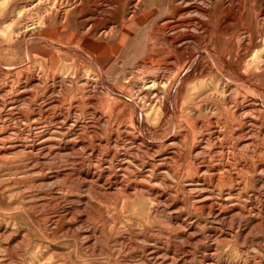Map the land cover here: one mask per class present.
<instances>
[{"label": "rangeland", "instance_id": "rangeland-1", "mask_svg": "<svg viewBox=\"0 0 264 264\" xmlns=\"http://www.w3.org/2000/svg\"><path fill=\"white\" fill-rule=\"evenodd\" d=\"M98 1L46 0L42 7L40 0H0V264H264V173L257 165L264 161L260 42L238 59L243 37L217 38L210 51L224 59L221 72L207 54L196 53L177 74L174 49L160 45V28L151 39L146 34L177 0H144L147 9L134 20L128 16L140 0ZM39 22V29L27 30ZM241 27L256 25L248 17L233 29ZM150 61L168 63L151 67ZM165 76L172 80L157 123L151 111L155 92L148 86ZM225 100L252 107L244 119L251 122L235 127L233 136L223 118L235 105ZM197 121L217 122L223 130L222 148L206 155H223L212 163L219 170L204 166L194 176L195 169L184 167L189 144L181 147L185 162H158L168 156L163 147ZM238 134L245 135L242 143ZM40 140L51 144L39 148ZM155 152L162 167L152 170ZM124 155L147 165H132L141 169L138 181L143 174L167 197L159 201L152 190L99 183L110 169L118 172ZM198 189L223 203L222 215L200 207ZM233 209L242 213L232 215Z\"/></svg>", "mask_w": 264, "mask_h": 264}, {"label": "bare ground", "instance_id": "bare-ground-1", "mask_svg": "<svg viewBox=\"0 0 264 264\" xmlns=\"http://www.w3.org/2000/svg\"><path fill=\"white\" fill-rule=\"evenodd\" d=\"M62 1V0H61ZM65 1V0H64ZM100 2H105V0H99ZM98 1V2H99ZM46 0H40V2H36L38 5L42 6L45 5L43 3H45ZM58 2V1H57ZM88 2V1H87ZM86 2V3H87ZM113 2V0H112ZM47 3V2H46ZM51 3V2H50ZM60 3V2H59ZM68 3V2H67ZM66 3V4H67ZM95 3V2H94ZM97 3V2H96ZM106 3V2H105ZM110 3V2H109ZM108 3V4H109ZM135 3V2H134ZM43 4V5H41ZM49 3H47L48 5ZM54 4H56L54 2ZM69 4V3H68ZM64 5V3H63ZM70 5V4H69ZM97 5V4H96ZM116 5V4H115ZM128 5V4H127ZM37 6V5H36ZM35 6V8H36ZM58 6V5H57ZM145 6V7H144ZM41 7V8H42ZM47 7V6H46ZM51 7V6H49ZM95 7V6H94ZM100 7V6H98ZM104 7V6H103ZM116 7V6H115ZM37 9V8H36ZM35 9V11H36ZM48 9V8H47ZM79 9V8H78ZM84 9V8H83ZM92 9V8H91ZM99 9V8H98ZM106 9V8H105ZM112 9V8H111ZM110 9V10H111ZM147 9V4L145 3L144 0H140L138 3L136 2V4L133 6L132 8V14L130 17V20H134L136 19V17L138 16L139 13H141L143 10ZM34 10V9H33ZM90 10V9H89ZM103 10V9H102ZM109 10V8H108ZM109 10V11H110ZM42 11V10H41ZM113 11V10H112ZM118 12V10H115V12ZM126 11V10H125ZM72 12V11H71ZM98 12V10H97ZM107 12V11H106ZM101 13V11H100ZM111 13V12H110ZM94 14V13H93ZM106 13H102V14H98V19L101 21V23L104 22V20H106ZM113 14V13H112ZM117 14V13H116ZM123 14V13H122ZM58 15V14H57ZM115 16V15H114ZM48 17V16H47ZM97 17V16H96ZM248 17H250V19L252 21L255 22V29H249L247 27H241L238 29H233L234 28V24L236 22L239 21H246L248 19ZM253 17V18H252ZM93 19H95L93 17ZM92 19V20H93ZM115 19V18H114ZM123 19V18H122ZM129 19V18H128ZM158 21L155 23V25L153 24L150 28L146 29V34L148 39H151L150 37H152L153 35H155V31L157 28L159 29V33H157V35H160V37H162L164 39V43H159L160 45H162L163 47H170L173 48L175 53H173L172 59L175 60V65L174 68L176 70V73L179 74L181 71V67H182V63H185L187 61V59L192 58L196 53L197 54H207V56L209 58L212 59L214 65L219 69V71L221 72L223 70V68H225V61L224 59H222V56L219 58V60H217L214 55L211 53L210 49L213 47V42L214 40H216L217 38H221L223 36L226 35H230L232 37H236L237 35H240L243 37V41H242V47L241 50L237 53V58L241 59L243 58L250 50L251 48H253V46H258V42H260V46L263 48L264 51V0H177V2L175 4H171L170 7L168 9H166L164 12H161L159 18H157ZM44 20V19H43ZM42 20V22H43ZM96 20V19H95ZM94 20V21H95ZM244 20V21H243ZM89 21V20H88ZM87 21V22H88ZM99 21V22H100ZM121 21V20H120ZM129 21V20H128ZM156 21V20H155ZM169 21V22H167ZM90 22V21H89ZM100 23V24H101ZM111 23V22H110ZM115 23V22H114ZM122 23V21L120 22V24ZM40 24V22H39ZM44 24V23H43ZM42 23L36 27H31L30 29H27L28 31L34 30L36 28L39 29V27H41L43 25ZM67 24V23H66ZM106 24V23H105ZM37 25V24H35ZM109 25V24H108ZM107 27V26H105ZM100 28V27H99ZM105 29V28H104ZM115 29V27H114ZM118 30V29H117ZM116 31V30H115ZM119 31V30H118ZM33 32V31H32ZM104 32V31H103ZM101 32V33H103ZM108 32V31H107ZM114 32V30H113ZM144 32V31H143ZM100 33V31H99ZM109 33V32H108ZM83 34V33H81ZM145 34V35H146ZM101 35V34H100ZM110 35V34H109ZM113 36V35H112ZM104 37V36H103ZM111 37V36H110ZM102 38V36H101ZM107 38V37H106ZM238 39V38H237ZM258 39H260L258 41ZM246 41H249V43H246ZM104 42V41H103ZM108 42V41H107ZM237 43V42H236ZM150 44V43H149ZM156 44V43H155ZM158 44V45H159ZM252 46V47H251ZM166 49V48H165ZM169 50V49H168ZM170 51V50H169ZM234 52V51H233ZM168 53V52H166ZM224 53V52H223ZM227 53V52H226ZM171 54V53H170ZM222 55V54H221ZM159 56V55H158ZM225 56V55H224ZM256 56V54H255ZM264 56V55H263ZM262 56V57H263ZM155 57V56H154ZM261 57V56H260ZM93 61V60H92ZM264 61V60H263ZM147 62V61H146ZM167 61H150L148 64V66L151 67H160V65H165L167 64ZM144 65V64H143ZM147 67V66H146ZM166 68V66H165ZM169 68V67H167ZM173 70V69H172ZM172 72V71H171ZM218 72V73H220ZM164 73V72H163ZM169 73V72H168ZM158 74V73H157ZM161 74V73H160ZM159 75V74H158ZM162 75V74H161ZM179 76V75H178ZM157 77V76H156ZM160 77V75H159ZM164 77V76H163ZM166 77V76H165ZM168 77V76H167ZM166 77V78H167ZM224 77V76H223ZM158 79V77L156 78ZM164 79V78H163ZM172 80V78H167L165 80H161V81H154L153 86H148V90H153L155 92V99L152 106L151 111L153 112V114H156V121L157 123L160 122L159 120V116L160 113H163V103H164V98H165V91L167 89V87L169 86L170 81ZM228 80V79H227ZM149 83V82H148ZM152 83V81H151ZM148 85V84H147ZM238 86V85H237ZM176 87V86H175ZM147 88V87H146ZM174 89V88H173ZM195 89V88H194ZM226 89V87H225ZM145 90V89H144ZM169 90V89H168ZM178 91V87L175 91V93L177 94ZM152 92V93H154ZM151 93V95H152ZM148 94V93H147ZM167 94V93H166ZM255 96H252V98ZM232 98V97H231ZM232 100V99H231ZM231 100H225V103L227 106L230 105H235L234 109H226V116L225 119L226 120V126H227V130L228 133L233 136L235 134V127L238 128H242V126L249 124L251 121L248 120L247 122L244 121V119H248L247 118V112L252 109V107H248L246 108L243 103H237V102H232ZM175 101V100H174ZM224 101V100H223ZM142 102V101H141ZM151 106V105H150ZM156 106L159 107V109L156 108ZM151 108V107H150ZM95 112V111H94ZM243 113V114H241ZM254 114V113H253ZM250 119V118H249ZM197 120V119H196ZM110 122H106L107 125H109ZM187 123V122H186ZM202 125L201 127H198V125ZM217 122L213 123V124H205L202 123L200 121H197V123L192 124V127H188L186 128V130L183 129V131H181V135L178 137V139L175 140L174 143L171 142V144L165 145L163 147L164 152H169L167 158L164 161H158L161 162V164H165V166H170L172 163H177V160L183 161L185 162L186 160L184 159L183 155L184 152L181 151V147H184L187 145L188 151H189V157H188V161L187 164L184 166L186 168H193L196 170L197 175L194 176H199V174L201 172H203V167H205V170L208 168L210 169L209 171H218L219 167L214 166L212 163L215 162V160L217 158H221L223 155H218L216 154V156L214 157H207V153H210V149H215V150H220L222 148L223 145V139H220V137L222 136V128L217 127ZM96 126V125H95ZM250 127V126H249ZM96 128V127H95ZM254 128V127H252ZM197 130L200 131V133L202 132H207L208 135L205 137H202L200 135V133L197 132ZM252 130V129H251ZM97 131V130H96ZM245 131V130H244ZM254 131V129H253ZM250 132V131H249ZM246 132V133H249ZM94 133V132H93ZM245 133V134H246ZM199 134V135H198ZM251 134V133H250ZM117 135V133H116ZM236 135V134H235ZM239 135V134H238ZM46 136V135H45ZM95 136V135H94ZM112 136V135H111ZM226 136V135H225ZM245 136V135H244ZM243 135L241 136V134L239 135V138L237 139V141H241V143L243 142V139L245 138ZM249 136V135H248ZM248 136L246 138H248ZM252 136V135H251ZM53 137V136H52ZM116 140L112 143H116L117 140L120 139V136H116ZM224 137V136H223ZM75 138V137H74ZM99 138V137H98ZM101 138V137H100ZM127 138V137H126ZM250 138V137H249ZM253 138V137H252ZM251 139V138H250ZM248 139V140H250ZM113 141V139H110ZM246 140V141H248ZM254 140V139H252ZM41 141V140H40ZM99 141V140H98ZM103 141V140H102ZM121 141V140H120ZM178 141V142H176ZM252 142V141H251ZM254 142V141H253ZM53 143V142H52ZM85 143V142H84ZM107 145L111 146V143L109 140H107L105 142ZM143 143V142H142ZM141 143V144H142ZM146 143V142H145ZM38 144V143H37ZM36 144V145H37ZM40 145L38 146L39 148H45V146H47L48 144H51V142H47L46 140L41 141L39 143ZM86 144V143H85ZM101 144V141L100 143ZM98 144V145H99ZM105 144V145H106ZM189 144V145H188ZM240 144V142H239ZM244 144V143H243ZM34 145V144H33ZM54 145V144H53ZM147 145V144H146ZM247 145V144H246ZM254 145V144H253ZM12 146V145H11ZM19 146V145H18ZM100 146V145H99ZM241 146V145H240ZM252 146V145H251ZM48 147V146H47ZM86 147V146H85ZM98 147V146H97ZM221 147V148H220ZM101 148V147H100ZM186 148V149H187ZM21 149V148H20ZM24 150V149H23ZM33 150V149H32ZM58 150V149H57ZM224 150V149H223ZM12 151V150H11ZM35 151V150H34ZM60 151V150H58ZM127 150H125L126 152ZM10 152V151H9ZM160 152V151H159ZM159 152H155L154 155H152V157L154 158L153 160V164L150 165L149 167L152 170H156L161 168L162 166L159 164H157L158 162L155 161V157L158 156ZM259 152V151H258ZM261 152V151H260ZM259 152V153H260ZM127 153V152H126ZM152 154V153H151ZM150 154V156H151ZM220 154V153H218ZM257 154V153H256ZM118 155V153H114V156ZM264 155V154H262ZM123 161L122 163H120V165L118 166L117 171L118 172H111L112 170L110 169V173L108 178L101 180V178L99 177L98 179H100L99 183H102L103 186L107 187V189H117V188H122L124 187L125 190H137L139 189L140 191H144L145 189H147L148 191L152 190L153 193H155L157 199L160 201V199H163L165 196L167 197V191H160V187H152L149 186L147 180L145 177H143L141 175L140 181H138V174H140L139 169H137L136 167H141L142 169L146 166L143 165V163L141 165H139V161H138V157H136L135 155L133 156H128V155H124L123 156ZM263 157V156H262ZM261 157V158H262ZM142 158V157H141ZM144 158V157H143ZM258 156L256 161L258 160ZM144 160V159H143ZM148 160V159H147ZM150 162V160H148ZM152 161V160H151ZM217 161V160H216ZM223 161V160H222ZM258 162V168L261 169V172L264 173V161L263 162ZM179 163V162H178ZM227 163V162H226ZM255 163V162H254ZM147 164V163H146ZM150 164V163H149ZM132 165H137L135 168H132ZM249 165V164H248ZM161 166V167H160ZM221 166V165H220ZM245 166V165H244ZM166 167V168H167ZM225 167V166H224ZM222 166V168H224ZM165 168V167H163ZM165 168V169H166ZM221 168V169H222ZM248 168V167H247ZM256 168V167H255ZM254 168V169H255ZM207 169V170H208ZM108 170V169H107ZM141 170V169H140ZM145 170V169H144ZM162 170V169H161ZM160 170V171H161ZM204 170V171H205ZM249 170V169H248ZM247 170V171H248ZM259 170V169H258ZM170 171V170H169ZM168 171V172H169ZM172 171V170H171ZM232 171V170H231ZM243 171V170H242ZM255 171V170H254ZM143 172V171H142ZM147 172V171H146ZM151 172V171H150ZM154 172V171H153ZM228 172V171H227ZM155 173V172H154ZM212 173V172H211ZM219 173V172H218ZM217 173V174H218ZM229 173V172H228ZM256 173V172H255ZM254 173V174H255ZM95 174V173H93ZM107 174V173H106ZM160 174V173H159ZM209 174V173H208ZM207 174V175H208ZM214 174V173H213ZM232 174V173H231ZM253 174V173H252ZM96 175V174H95ZM158 175V174H157ZM164 175V174H163ZM251 175V174H248ZM100 176V173H99ZM146 176V175H145ZM151 176V174H150ZM155 176V175H153ZM165 176V175H164ZM218 178L221 177L220 174L216 175ZM215 176V177H216ZM105 177V176H104ZM161 177V176H160ZM163 177V176H162ZM161 177V178H162ZM238 177V176H237ZM87 179H91V180H95L96 178L92 175L89 176L86 175ZM151 178V177H149ZM154 178V177H153ZM152 178V180H153ZM158 178V179H161ZM201 178V177H200ZM230 178V177H229ZM234 178V177H233ZM262 178V177H261ZM155 179V178H154ZM164 179V178H163ZM202 179V178H201ZM200 179V180H201ZM215 179V178H214ZM228 179V178H227ZM237 179V178H236ZM254 179V178H252ZM157 180V179H155ZM220 180V179H219ZM233 180V179H232ZM264 180V178H263ZM163 181V180H162ZM203 181V180H202ZM218 181V179H217ZM216 181V182H217ZM223 181V180H222ZM221 181V182H222ZM190 182V181H189ZM205 182V181H204ZM210 182V181H209ZM215 182V181H214ZM219 182V181H218ZM233 182V181H232ZM237 182V181H235ZM257 182L260 184L262 183V180L258 179ZM151 183V182H150ZM154 183V182H153ZM165 183V182H164ZM227 183V182H225ZM239 183V182H238ZM237 183V184H238ZM157 184V183H156ZM160 184V183H159ZM158 184V185H159ZM198 184V183H196ZM195 184V186H196ZM204 184V183H203ZM216 184V183H215ZM224 184V183H223ZM205 185V184H204ZM209 185V183H208ZM217 185V184H216ZM154 186V185H153ZM228 185H226L227 187ZM133 187V189H132ZM204 187V186H203ZM214 187V186H213ZM218 187V186H217ZM257 187V186H256ZM223 188V187H222ZM225 188V187H224ZM193 189V188H192ZM206 189V188H205ZM208 189V188H207ZM262 187L257 189L260 193H262ZM156 190V192H155ZM199 190V189H198ZM214 190V188L212 189ZM225 189H223L224 191ZM117 191V190H116ZM170 191V190H169ZM196 191V190H195ZM239 191V190H238ZM237 191V192H238ZM242 191V190H241ZM240 191V193H241ZM139 192V191H137ZM151 192V191H150ZM210 192V191H209ZM129 193V192H128ZM238 193V194H240ZM137 194V193H136ZM215 194V193H214ZM193 195V194H192ZM216 195V194H215ZM258 195V193H257ZM131 196V195H130ZM194 196V195H193ZM212 194H209L207 191H204V189H200L197 193V197L196 200L198 202V204L200 205V207H202L204 210L206 211H210L212 213L216 212L221 214L222 210H223V203L219 202L217 200L214 199V197H212ZM169 197V194H168ZM228 197L230 198L229 194ZM240 197V196H239ZM259 197V196H258ZM227 198V197H226ZM232 198V197H231ZM167 199V198H166ZM194 199V198H193ZM225 199V198H224ZM261 199V198H260ZM259 199V200H260ZM157 200V201H158ZM230 200V199H229ZM258 200V201H259ZM222 201V200H221ZM229 202V201H228ZM169 205V202H166ZM258 203V202H257ZM172 204V203H171ZM262 204V203H261ZM198 205V206H199ZM230 205V204H229ZM231 205H233L231 203ZM238 205V204H235ZM244 205V204H243ZM264 205V204H263ZM197 206V207H198ZM227 206V205H226ZM256 206V205H255ZM232 207V206H230ZM236 206H234L235 208ZM239 207V206H238ZM254 207V206H253ZM257 207V206H256ZM263 207V206H262ZM230 209V208H229ZM232 210V209H231ZM226 211V210H225ZM235 211H240V213H242V209L238 210V209H233L232 211V215ZM244 211V210H243ZM259 212V211H257ZM256 212V213H257ZM262 212V211H260ZM229 213V212H228ZM238 213V212H237ZM239 213V214H240ZM252 213V212H251ZM224 214V213H223ZM238 214V215H239ZM250 214V212H249ZM259 214V213H257ZM262 214V213H260ZM259 214V215H260ZM222 215V214H221ZM237 215V214H236ZM254 215V214H253ZM226 216V215H225ZM243 216V215H242ZM257 216V215H255ZM261 216V215H260ZM260 216H258L260 218ZM222 217V216H221ZM230 217V216H229ZM233 217V216H232ZM235 217V214H234ZM233 217V219H234ZM238 217V216H236ZM235 217V218H236ZM241 217V214H240ZM263 217V215H262ZM253 218V217H252ZM240 219V218H239ZM237 219V220H239ZM248 219V218H247ZM261 219V218H260ZM231 220V219H229ZM236 220V221H237ZM264 220V219H263ZM262 220V221H263ZM232 221H235L232 220ZM255 221V220H253ZM259 221V219H258ZM256 221V222H258ZM261 221V220H260ZM240 222V221H239ZM247 222V221H246ZM237 223V222H236ZM242 223V222H240ZM250 223V222H249ZM247 223V224H249ZM195 225V224H194ZM239 226V225H238ZM245 226V225H244ZM247 226V225H246ZM249 226V225H248ZM189 227V226H188ZM191 227V226H190ZM189 227V228H190ZM243 227V226H242ZM241 227V228H242ZM248 228V227H247ZM250 228V227H249ZM191 229V228H190ZM195 230V228H194ZM189 231V230H188ZM192 238V237H191ZM89 239V238H88ZM140 242V241H139ZM154 255V254H153ZM152 256V255H151Z\"/></svg>", "mask_w": 264, "mask_h": 264}]
</instances>
